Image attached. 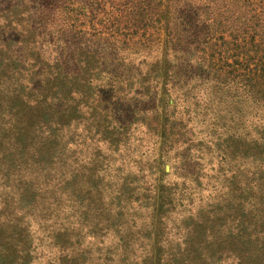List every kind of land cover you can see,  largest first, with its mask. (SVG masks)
Wrapping results in <instances>:
<instances>
[{
	"label": "rangeland",
	"instance_id": "obj_1",
	"mask_svg": "<svg viewBox=\"0 0 264 264\" xmlns=\"http://www.w3.org/2000/svg\"><path fill=\"white\" fill-rule=\"evenodd\" d=\"M45 5L47 0H0V24L5 17L19 19L27 13L30 27L38 29L40 47L47 55L44 66L50 70L62 48L71 70L76 68L78 49L99 51L97 46L65 44L61 39L57 47L46 39L44 29L55 28L48 27ZM254 21L246 22L248 30ZM107 55L110 60L104 58L101 68L103 92L123 69L118 62L113 65L117 54ZM138 67L133 64L132 75ZM28 90L24 95L33 98L35 93ZM154 103L153 95L144 104L132 101L114 119L76 117L78 131L65 143H80V131H89V137L82 135L86 145L81 153L75 156L64 146L49 150L59 155L55 161L38 154L47 160L44 168L30 165L8 171L0 155V219L14 212L21 225L16 230L21 234L9 233L17 245L5 264H264V121L248 117L241 122L222 113V107L212 105L207 111L201 104L198 117L194 114L186 129L191 154L182 148L181 155L163 149L160 139L159 143L145 139ZM8 118L0 116V152L16 137ZM234 133L242 140H258V148L241 152L251 159L226 155L222 141ZM100 140L111 150L99 146ZM24 176L32 179L26 188V180L19 181ZM147 191L171 195L165 213L146 210L153 205ZM18 199L22 206L13 205Z\"/></svg>",
	"mask_w": 264,
	"mask_h": 264
},
{
	"label": "trees",
	"instance_id": "obj_2",
	"mask_svg": "<svg viewBox=\"0 0 264 264\" xmlns=\"http://www.w3.org/2000/svg\"><path fill=\"white\" fill-rule=\"evenodd\" d=\"M44 10L48 27L55 28L44 29L46 39L56 42L57 47L61 39L65 44L75 41L97 46L99 51L78 49L73 61L76 68L71 70L64 63L67 51L62 48L60 60L50 70L44 66L47 55L40 47L38 29L30 27L27 13H21L19 19H3L0 116H8L16 129L13 143L0 152L8 171L30 165L44 168L47 160L60 159L49 150H63L64 146L76 156L86 145L82 135L90 134L80 131V143H65L78 131L76 117L88 116L87 121H95L97 115L114 119V114L118 116L130 102L144 104L151 95L155 103L149 108L152 121L144 127L145 139L155 143L160 139L163 149L181 155L182 148L191 154L186 129L194 122V114L198 117L201 104L207 111L212 105L222 107V113L241 122L248 117L264 121V0H47ZM251 20L255 21L248 30L246 22ZM108 51L117 54L113 65L118 62L123 69L103 92L101 68L104 58L110 60ZM134 63L139 67L132 75ZM23 90H32L34 97L24 95ZM227 137L222 143L232 159L250 158L241 152L259 147L258 140H242L236 133ZM100 144L107 146L104 140ZM41 153L47 160L38 155ZM23 179V187H29L31 177L19 181ZM147 192L153 205L146 210L165 213L171 195ZM15 203L22 206L23 200ZM13 205L5 203L4 207L19 212ZM13 216L14 212L0 219V264L8 262L9 252L17 245L9 233L21 234L16 231L21 225Z\"/></svg>",
	"mask_w": 264,
	"mask_h": 264
}]
</instances>
